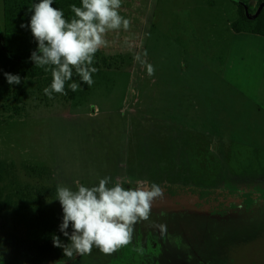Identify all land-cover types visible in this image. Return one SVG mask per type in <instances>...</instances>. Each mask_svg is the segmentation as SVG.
<instances>
[{
    "label": "rangeland",
    "instance_id": "374dc122",
    "mask_svg": "<svg viewBox=\"0 0 264 264\" xmlns=\"http://www.w3.org/2000/svg\"><path fill=\"white\" fill-rule=\"evenodd\" d=\"M254 1L122 0L119 13L130 27L106 33L91 87L81 82L80 90L43 102L28 97L21 117L0 120V211L36 212L43 205L33 201L61 183L91 185L104 176L131 185L155 182L163 196L153 202L150 220L135 225L128 245L113 254L93 248L62 264H139L135 231L159 224L166 225L157 230L169 244L177 234L195 247L198 237L229 238L215 257L192 251L205 264L214 258L216 264H264V109L241 89L226 90L216 105L212 89L199 101L169 99L171 82L225 80L221 70L228 63H219L216 50L224 49L238 4L248 14L264 7V0L255 8ZM138 53L154 75L134 59ZM196 106L200 118L196 112L194 122L186 120ZM37 182L49 189L36 192ZM47 203L63 214L54 196ZM10 246L0 244V264H59L35 263Z\"/></svg>",
    "mask_w": 264,
    "mask_h": 264
},
{
    "label": "clouds",
    "instance_id": "9594fccd",
    "mask_svg": "<svg viewBox=\"0 0 264 264\" xmlns=\"http://www.w3.org/2000/svg\"><path fill=\"white\" fill-rule=\"evenodd\" d=\"M53 2L38 0L29 4L30 19L20 25L31 30L37 44L29 59L51 75L50 85L43 89L49 99L54 94L67 95L66 87L72 92L80 90L81 82L91 87L93 74L98 71L94 67L95 54L107 46L106 33L130 27V21L119 13L122 0H81L80 6L75 3L69 6L73 14L70 18H65L63 10L54 7ZM146 55L145 52L143 56ZM134 59L149 76L154 75V66L141 54ZM3 75L9 85L21 83L19 74ZM74 75L79 77V83L73 80ZM162 196L163 189L155 182L131 185L110 176L91 185L79 181L74 182V187L57 184L55 199L63 213L59 231L67 242L53 234V246L61 248L69 260L88 255L93 248L113 254L131 242L136 224L150 220L152 204ZM156 226L161 232L166 231V225Z\"/></svg>",
    "mask_w": 264,
    "mask_h": 264
},
{
    "label": "trees",
    "instance_id": "16d2710c",
    "mask_svg": "<svg viewBox=\"0 0 264 264\" xmlns=\"http://www.w3.org/2000/svg\"><path fill=\"white\" fill-rule=\"evenodd\" d=\"M4 22L0 26V63L5 72L19 74L20 84L9 85L4 75H0V120H10L21 117L26 107V99L32 97L39 102L48 97L43 89L50 85L51 75L43 69L34 66L29 59L32 50L37 44L29 28H21V23H27L30 19L29 4L38 0H2ZM81 0H54L53 6L63 10L65 18L73 14L69 6L73 3L80 6ZM232 29L247 31L264 35V8L247 15L243 6L238 4V16L230 21ZM99 64L96 62L94 66ZM79 77H73L77 82ZM69 89L66 87L65 89ZM60 94H54L60 97ZM49 99V98H48ZM43 177V176H41ZM36 192L49 189L41 182L32 185ZM56 186L52 185L51 191L40 193L42 200L35 199V205H43L36 212L31 210L15 209L12 215H4L0 211V244L10 243L9 249H14L17 255L28 258L35 263L45 261H68L63 255V250L54 247L52 235H59L61 240L67 242V238L59 231L62 215L56 209H50L47 203L49 195L55 198ZM37 201V202H36ZM40 201V202H38ZM2 213V214H1ZM71 231V229H69ZM3 242V243H2Z\"/></svg>",
    "mask_w": 264,
    "mask_h": 264
},
{
    "label": "crops",
    "instance_id": "0c3cea01",
    "mask_svg": "<svg viewBox=\"0 0 264 264\" xmlns=\"http://www.w3.org/2000/svg\"><path fill=\"white\" fill-rule=\"evenodd\" d=\"M254 2L256 4L255 8L260 0ZM243 11L247 15L252 14V11L248 14L244 7ZM230 21H228L229 25L225 36L224 49L216 50L218 52L216 57L219 63H228L227 68H222L221 70V77L225 80L213 83L207 81L171 82L169 84V99L177 101L183 100L187 96L193 101H199L206 98V89H212V96L217 99L216 105L223 96H226V90L232 92L234 89H241L246 90V94L257 108L264 109V35L247 31H236L232 29ZM178 90L182 92L180 93ZM227 97H230V94L227 93ZM197 107L188 113L186 120L194 122L196 112L198 118H200L201 110ZM175 110L172 105L169 106L171 114H174ZM216 112L217 109L214 108V117ZM210 119L214 121V118ZM215 120H217L216 117Z\"/></svg>",
    "mask_w": 264,
    "mask_h": 264
},
{
    "label": "flooded vegetation",
    "instance_id": "af4514ba",
    "mask_svg": "<svg viewBox=\"0 0 264 264\" xmlns=\"http://www.w3.org/2000/svg\"><path fill=\"white\" fill-rule=\"evenodd\" d=\"M157 220L158 218L156 222ZM157 229L150 230L149 232L135 231V235L137 236L135 238L137 248L143 249L142 252L138 251V256L140 258L139 264H205L203 261L204 256L202 255L203 260H201V258L198 259L192 256L194 255L192 251L201 250L203 253L210 251L211 256L215 257L219 249H226L229 246V238L226 237H221L219 240H209L206 237H198L195 240L198 242V246L195 247L192 241L187 242L181 239L180 234H177L179 241L175 236V240L169 244V241H171L169 239L170 237H163L160 233L161 231L159 232ZM186 250L191 252H186ZM137 260L138 259L134 260L135 264H137ZM216 261L217 259L214 258L212 262L216 264Z\"/></svg>",
    "mask_w": 264,
    "mask_h": 264
},
{
    "label": "water",
    "instance_id": "95a60500",
    "mask_svg": "<svg viewBox=\"0 0 264 264\" xmlns=\"http://www.w3.org/2000/svg\"><path fill=\"white\" fill-rule=\"evenodd\" d=\"M259 9H261V7H259ZM258 9V10H259ZM70 260H68V261H59V264H62V263H67V262H69Z\"/></svg>",
    "mask_w": 264,
    "mask_h": 264
}]
</instances>
